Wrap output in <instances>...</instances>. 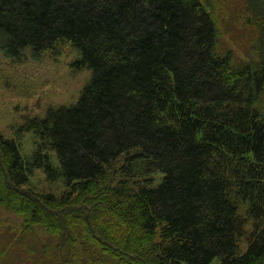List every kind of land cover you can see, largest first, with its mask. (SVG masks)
<instances>
[{
    "label": "trees",
    "instance_id": "1",
    "mask_svg": "<svg viewBox=\"0 0 264 264\" xmlns=\"http://www.w3.org/2000/svg\"><path fill=\"white\" fill-rule=\"evenodd\" d=\"M261 8L248 62L218 53L202 0H0L8 58L67 44L92 73L75 105L28 122L30 156L0 132V209L59 264H264Z\"/></svg>",
    "mask_w": 264,
    "mask_h": 264
},
{
    "label": "rangeland",
    "instance_id": "2",
    "mask_svg": "<svg viewBox=\"0 0 264 264\" xmlns=\"http://www.w3.org/2000/svg\"><path fill=\"white\" fill-rule=\"evenodd\" d=\"M214 14L219 31L218 53L233 54L240 61L261 60L260 30L255 12H261L264 0H202ZM264 11V10H263ZM79 55L70 45L40 58L26 54L21 60H11L0 51V132L16 140L25 156L36 148V136L27 131L28 122L42 118L49 109L75 105L89 84L91 70L74 66ZM157 180L160 175H156ZM32 183L38 188L59 194V183H48L41 171H35ZM51 240L43 234H28L11 212L0 209V264H59L60 259L43 251ZM245 243L242 242L243 249ZM211 264H220L214 260Z\"/></svg>",
    "mask_w": 264,
    "mask_h": 264
}]
</instances>
